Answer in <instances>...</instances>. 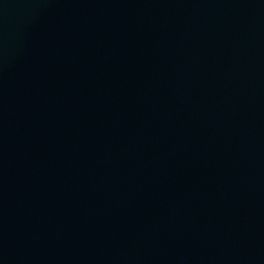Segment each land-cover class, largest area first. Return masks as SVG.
Returning <instances> with one entry per match:
<instances>
[{"label": "water", "instance_id": "water-1", "mask_svg": "<svg viewBox=\"0 0 264 264\" xmlns=\"http://www.w3.org/2000/svg\"><path fill=\"white\" fill-rule=\"evenodd\" d=\"M0 264H264V0H0Z\"/></svg>", "mask_w": 264, "mask_h": 264}]
</instances>
